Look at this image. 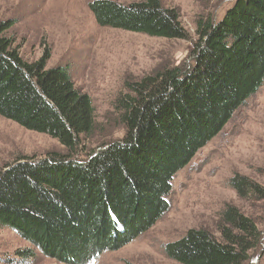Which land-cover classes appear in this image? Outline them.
<instances>
[{
    "label": "trees",
    "instance_id": "trees-1",
    "mask_svg": "<svg viewBox=\"0 0 264 264\" xmlns=\"http://www.w3.org/2000/svg\"><path fill=\"white\" fill-rule=\"evenodd\" d=\"M89 8L103 27L188 38L180 10L161 0H95ZM12 27L0 23V116L57 139L67 153L20 158L0 172V226L62 263L90 264L151 229L170 209L177 173L264 85V0H234L220 20L199 17L192 62L127 83L114 105L125 136L76 160L96 128L92 99L67 68L47 67L50 53L25 60ZM230 183L242 198H264L246 177ZM218 230L220 237L191 229L165 252L182 264H250L263 238L256 221L229 205ZM18 254L25 261L33 256Z\"/></svg>",
    "mask_w": 264,
    "mask_h": 264
},
{
    "label": "rangeland",
    "instance_id": "rangeland-1",
    "mask_svg": "<svg viewBox=\"0 0 264 264\" xmlns=\"http://www.w3.org/2000/svg\"><path fill=\"white\" fill-rule=\"evenodd\" d=\"M95 0H0V23L11 22L9 35L29 62L50 53L48 68L68 69L76 87L92 99L96 128L82 141L76 160L103 144L121 139L125 129L114 121L115 102L127 94V83L167 66L192 62L199 17L220 20L234 0H161L180 10L186 39H167L100 26L89 8ZM131 3L139 0H116ZM67 151L49 135L27 130L0 116V172L17 159L39 161ZM236 175L264 189V85L242 106L225 129L173 179L170 209L147 232L90 264H182L165 246L191 229L205 228L220 237L218 223L229 206L255 220L263 232L250 264H264V198H242L230 183ZM30 250L25 261L19 251ZM0 264H68L45 256L16 231L0 226Z\"/></svg>",
    "mask_w": 264,
    "mask_h": 264
}]
</instances>
